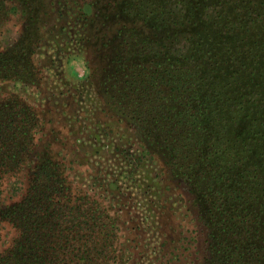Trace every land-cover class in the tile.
Here are the masks:
<instances>
[{
  "label": "trees",
  "instance_id": "16d2710c",
  "mask_svg": "<svg viewBox=\"0 0 264 264\" xmlns=\"http://www.w3.org/2000/svg\"><path fill=\"white\" fill-rule=\"evenodd\" d=\"M105 9L92 19L98 85L153 135L170 177L195 194L208 229L202 264H264V0H114ZM25 28L27 51L38 42ZM16 47L1 53L5 77L25 73ZM36 119L31 107L0 99V193L32 151ZM1 211L17 233L0 264L118 260L116 218L75 195L52 157L38 160L23 196Z\"/></svg>",
  "mask_w": 264,
  "mask_h": 264
},
{
  "label": "rangeland",
  "instance_id": "374dc122",
  "mask_svg": "<svg viewBox=\"0 0 264 264\" xmlns=\"http://www.w3.org/2000/svg\"><path fill=\"white\" fill-rule=\"evenodd\" d=\"M113 3L0 0V57L12 44L19 49L15 64L25 67V73H0V99L31 107L37 115L23 169L2 181L0 252L17 233L1 209L23 196L38 160L52 157L75 195L87 194L116 218L115 264H202L209 253L208 229L195 194L188 183L170 177L153 135H144L121 100L98 85L103 65L92 19ZM25 27L38 42L27 51L19 45Z\"/></svg>",
  "mask_w": 264,
  "mask_h": 264
},
{
  "label": "flooded vegetation",
  "instance_id": "af4514ba",
  "mask_svg": "<svg viewBox=\"0 0 264 264\" xmlns=\"http://www.w3.org/2000/svg\"><path fill=\"white\" fill-rule=\"evenodd\" d=\"M177 180H179V179H177ZM179 181H183L184 182V180H179Z\"/></svg>",
  "mask_w": 264,
  "mask_h": 264
}]
</instances>
